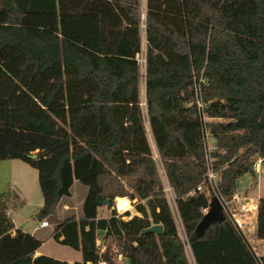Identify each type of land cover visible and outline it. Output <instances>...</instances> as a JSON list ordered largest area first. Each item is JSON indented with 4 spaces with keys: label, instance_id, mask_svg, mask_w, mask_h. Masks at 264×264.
Wrapping results in <instances>:
<instances>
[{
    "label": "trees",
    "instance_id": "16d2710c",
    "mask_svg": "<svg viewBox=\"0 0 264 264\" xmlns=\"http://www.w3.org/2000/svg\"><path fill=\"white\" fill-rule=\"evenodd\" d=\"M141 29V0H0V162L38 170L35 218L82 253L35 256L43 242L15 227L10 207L23 201L11 191L0 195V264H192L187 244L194 264H264L222 210L205 212L216 199L208 136L228 200L264 161V0H146L147 116L187 243L144 124ZM75 181L88 188L81 218L61 219ZM116 197L137 200L139 215L100 218ZM154 225L163 233L141 235ZM256 227L264 241V198Z\"/></svg>",
    "mask_w": 264,
    "mask_h": 264
},
{
    "label": "rangeland",
    "instance_id": "374dc122",
    "mask_svg": "<svg viewBox=\"0 0 264 264\" xmlns=\"http://www.w3.org/2000/svg\"><path fill=\"white\" fill-rule=\"evenodd\" d=\"M141 13H142V22L146 20V0H141ZM142 37V52L139 55L140 61V70L142 75H145V54H146V36H145V26L142 24L141 29ZM141 98L142 101H145V81L142 78L141 81ZM143 107V117L144 124L147 131V136L149 143L153 151V157L157 165L159 175L162 179V176L165 174L163 163L160 159L158 151L155 146L153 135L151 133L150 124L147 116V108L145 105ZM215 141L208 136L207 145L212 147ZM15 191L19 194L23 204H18L16 201L15 205H11L10 210L13 213L11 219L14 225L21 230L28 232H36L39 228L40 221L35 218L36 214L44 206V197L42 190L39 184V175L36 168L31 167L29 164L16 159L6 160L0 162V195L3 193H8ZM88 193V188L82 185L80 182L75 181L71 189V197L65 198L58 208L59 218L66 217L70 214H74L76 217H81L82 214V205ZM238 194L240 195V200L244 201L246 198H253V204H257L261 198H264V163H260L259 170L256 171V176L248 174L242 177L238 181ZM115 201V200H114ZM137 203L136 200H134ZM169 202V200H168ZM68 204L71 208L66 211L64 205ZM174 218L176 220L180 235L184 242L187 243L186 235L183 229V225L179 218L175 201L169 202ZM114 206V204H113ZM241 213L238 217L239 221L244 225L243 231L245 235L251 240V247L255 252H264V241H257L253 238V233L256 229V211ZM112 208L109 210L107 207H103L100 210V218H109L112 214ZM130 217L138 216L136 206L133 207L131 212H128ZM211 213L213 219H219L221 217V208L219 202L214 199L209 208V211L206 213L208 215ZM128 220V217L124 218ZM36 229V230H35ZM55 230L53 224L49 228L38 230L37 237L43 243L39 248L44 256H49L57 260L66 261L69 263L81 262L82 253L68 246H64L59 242H56L52 238V234ZM101 244V242H98ZM186 252L190 258L192 264L193 258L191 256V250L189 245H186ZM42 256V255H40ZM119 264H127L126 260L117 259Z\"/></svg>",
    "mask_w": 264,
    "mask_h": 264
},
{
    "label": "built area",
    "instance_id": "2783aa9c",
    "mask_svg": "<svg viewBox=\"0 0 264 264\" xmlns=\"http://www.w3.org/2000/svg\"><path fill=\"white\" fill-rule=\"evenodd\" d=\"M142 24H144V26H145V21L142 22ZM139 55L137 56V60H138L139 65H140ZM143 61L145 62V68H146V54H145V60L143 59ZM140 76H141V81H142V78L145 81L146 80V70H145V75H142L141 70H140ZM143 105H145V107L147 108L146 99H145V101L141 100V107ZM142 111H143V107H142ZM211 149L212 148L207 146V150H206V183H207V187L209 188V190L214 192L215 198L219 202V205L221 207L222 212L231 220V222L235 225V227L239 231L243 232V226H242V223L239 221L238 217L240 216L241 213H244L247 208L245 207V203L239 199L238 195H235L231 200H228V199H226V198H224L218 194L217 184H218L219 177H218V174L213 170V167H212V161L210 159ZM260 163H263V160H259L256 163V165L254 167L255 171L259 170ZM162 182H163L164 193H165L167 199L169 200V202L175 201V193H174V190L171 187V185L167 179L166 174H164L162 176ZM198 190L199 191L202 190V186L198 187ZM134 204H135V201L130 200L128 197H116L115 201H114V210L113 211H116L117 216H121L127 212H131V210L134 207ZM205 212L207 213V210H205ZM137 215H139V214H137ZM40 227L41 228L49 227V224L47 221H42V222H40ZM189 248H190V246H189ZM252 251L254 252V254L256 256V259L260 261L263 254L260 252H255L253 249H252ZM101 264H105V263H101Z\"/></svg>",
    "mask_w": 264,
    "mask_h": 264
},
{
    "label": "crops",
    "instance_id": "0c3cea01",
    "mask_svg": "<svg viewBox=\"0 0 264 264\" xmlns=\"http://www.w3.org/2000/svg\"><path fill=\"white\" fill-rule=\"evenodd\" d=\"M6 161V160H5ZM2 162V161H1ZM238 195V197L240 196L239 194H237ZM239 199H240V197H239ZM244 203H245V207L248 209V211L247 212H251V211H256V217H257V207H258V203L257 204H253V198H246V200H244L243 201ZM71 207L68 205V204H66V205H64V209H61L63 212L64 211H66V210H69ZM12 215H13V213H12ZM71 215V214H70ZM82 215V214H81ZM69 216V215H68ZM67 217V216H66ZM65 217H63V218H61V219H64ZM81 217H77V219H80ZM243 223V222H242ZM256 223H257V218H256ZM245 225V224H244ZM244 225H242L243 227H244ZM16 227V226H15ZM17 228V227H16ZM45 228H49V227H45ZM45 228H41L40 227V224H39V228L36 230V232H28V231H24V232H27V233H30V234H33V235H35L36 237H37V233H38V230H41V229H45ZM257 228V227H256ZM18 229V228H17ZM243 233V235L246 237V239H247V241H248V243L249 244H251V240H249V238L245 235V233H244V231L242 232ZM255 233H256V229H255V232L253 233V238L255 239V237H254V235H255ZM257 241H259V240H257ZM262 254H264V252H261ZM40 255H44V253H42L41 251H40V249H38L37 251H36V254H35V256H40ZM119 260L121 261L122 260V256H119Z\"/></svg>",
    "mask_w": 264,
    "mask_h": 264
},
{
    "label": "water",
    "instance_id": "95a60500",
    "mask_svg": "<svg viewBox=\"0 0 264 264\" xmlns=\"http://www.w3.org/2000/svg\"><path fill=\"white\" fill-rule=\"evenodd\" d=\"M31 159H36L37 158V155L34 154V155H31L29 156ZM264 163V161H263ZM103 206H107V207H111L112 210H114V206H112L111 202L109 200H106L103 202L102 204ZM148 233H155V234H162L163 233V226L162 225H154L146 230H144L141 235H145V234H148Z\"/></svg>",
    "mask_w": 264,
    "mask_h": 264
}]
</instances>
